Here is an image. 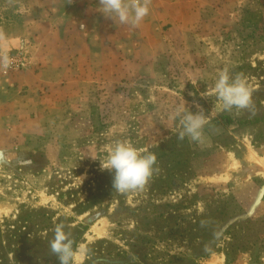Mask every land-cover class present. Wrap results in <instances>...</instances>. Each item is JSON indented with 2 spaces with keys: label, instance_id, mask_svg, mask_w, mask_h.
<instances>
[{
  "label": "rangeland",
  "instance_id": "374dc122",
  "mask_svg": "<svg viewBox=\"0 0 264 264\" xmlns=\"http://www.w3.org/2000/svg\"><path fill=\"white\" fill-rule=\"evenodd\" d=\"M97 8L0 0V264H59L61 223L73 264H264V0H151L136 28ZM224 69L255 115L211 114ZM184 102L202 144L177 139ZM117 140L155 153L142 190L101 170Z\"/></svg>",
  "mask_w": 264,
  "mask_h": 264
},
{
  "label": "clouds",
  "instance_id": "9594fccd",
  "mask_svg": "<svg viewBox=\"0 0 264 264\" xmlns=\"http://www.w3.org/2000/svg\"><path fill=\"white\" fill-rule=\"evenodd\" d=\"M151 0H98L99 11L105 19L114 23L136 28L150 13ZM81 29L84 25L81 24ZM213 95L217 103L211 111L237 114L247 111L255 115L253 110V89L247 84L242 74L232 76L227 69L218 72L211 93H201L202 97ZM195 103V102H194ZM186 102L179 105L170 119H179L182 130L177 139L183 141L186 137L195 143L204 142L203 129L209 123V115H205L203 108L197 103L196 113L190 111ZM95 159V158H93ZM101 161V160H100ZM155 153L138 150L127 141L117 140L108 150L107 156L101 161V170L113 172L112 187L118 193L142 190L153 173L158 171ZM64 224L55 225L54 236L49 241L50 251L56 256L59 264H73L79 255L83 254V245L74 246L75 241L71 233L64 231Z\"/></svg>",
  "mask_w": 264,
  "mask_h": 264
},
{
  "label": "trees",
  "instance_id": "16d2710c",
  "mask_svg": "<svg viewBox=\"0 0 264 264\" xmlns=\"http://www.w3.org/2000/svg\"><path fill=\"white\" fill-rule=\"evenodd\" d=\"M77 227H79L81 229L80 234H83V232L86 230L85 226L84 227L83 226H77ZM258 241L260 242L261 240H258ZM212 251L213 250H211L210 252H207L206 254L201 253L199 258L207 257ZM137 256H140V255H137ZM144 256L145 255H141L140 256L141 259H144ZM229 258L230 257L227 255V258H226L227 264H230L233 262V260H230ZM196 260H197V258L195 256H186V257L179 259V261L181 262L180 264H196ZM249 264H259V263L257 262V259H254V260H251V262Z\"/></svg>",
  "mask_w": 264,
  "mask_h": 264
}]
</instances>
